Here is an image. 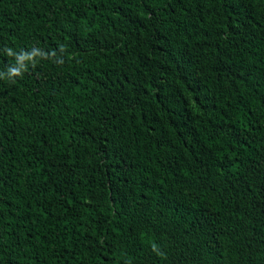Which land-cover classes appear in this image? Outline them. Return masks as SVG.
<instances>
[{"label": "trees", "instance_id": "obj_1", "mask_svg": "<svg viewBox=\"0 0 264 264\" xmlns=\"http://www.w3.org/2000/svg\"><path fill=\"white\" fill-rule=\"evenodd\" d=\"M0 264H264V0H0Z\"/></svg>", "mask_w": 264, "mask_h": 264}]
</instances>
